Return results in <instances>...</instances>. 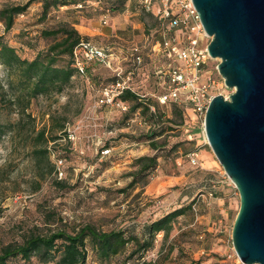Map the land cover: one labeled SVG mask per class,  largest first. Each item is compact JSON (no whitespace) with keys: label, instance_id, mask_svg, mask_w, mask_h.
<instances>
[{"label":"rangeland","instance_id":"rangeland-1","mask_svg":"<svg viewBox=\"0 0 264 264\" xmlns=\"http://www.w3.org/2000/svg\"><path fill=\"white\" fill-rule=\"evenodd\" d=\"M24 1L0 0V8ZM72 10H81L88 19L98 16L86 4ZM39 11L40 4L32 3L24 14L15 17L8 31L0 22V36L21 58L32 59L48 47L52 39L42 38L41 29L55 27L57 17L66 12L50 11L44 22H38ZM142 17L144 25L135 30L137 41H133V47L139 49L144 46L142 35L153 34L156 21L144 10ZM96 37L99 43L107 38ZM153 38L157 40L159 36L154 33ZM208 43L205 39L202 45L206 47ZM115 51L125 54L130 49ZM150 63L148 56L143 57L132 85L162 115V126L172 130L156 138L164 141L165 152L158 153L156 168L145 173H136L135 160L155 154L143 137L150 123L136 122L128 128L122 112L96 105L102 87L114 76L112 71L94 64L88 74L74 77L63 92L39 95L26 103L17 100V76L0 65V249L20 242L31 231L71 232L85 224L101 231L126 230L128 235L142 238L143 224L188 206L187 211L198 217L196 223L188 228L191 218L186 213L172 224L167 237L157 233L151 250L156 259L150 264H242L231 242L238 192L204 141V114L187 109L175 117L173 104L160 105L154 96L162 88L153 74L154 63ZM218 63L217 59L209 62L216 78ZM119 66L126 72L132 68L131 60H121ZM218 92L227 97L233 90L224 86ZM172 119L174 123L169 122ZM62 121L68 122L66 132L71 133V139L52 142L50 135L58 134L57 125ZM41 131L46 143L38 140ZM109 141L110 152L101 154ZM42 147L50 151L49 162L34 153ZM192 150L197 152L200 168L190 165L186 153ZM207 162L210 168L205 171L201 164ZM50 163L55 165V171L50 170ZM203 184H208L209 189ZM201 194L202 206L192 209L191 203ZM216 194L221 195L220 199ZM87 244L85 264H137L134 258L128 259L132 242L110 263L100 262L89 241ZM7 264L36 261L10 260Z\"/></svg>","mask_w":264,"mask_h":264},{"label":"water","instance_id":"water-1","mask_svg":"<svg viewBox=\"0 0 264 264\" xmlns=\"http://www.w3.org/2000/svg\"><path fill=\"white\" fill-rule=\"evenodd\" d=\"M217 73L233 92L215 95L203 130L238 192L231 228L242 264H264V0H191Z\"/></svg>","mask_w":264,"mask_h":264},{"label":"trees","instance_id":"trees-1","mask_svg":"<svg viewBox=\"0 0 264 264\" xmlns=\"http://www.w3.org/2000/svg\"><path fill=\"white\" fill-rule=\"evenodd\" d=\"M78 1L82 6L85 5L86 0H25L22 3L7 4L0 8V22L3 24L4 30L8 31L14 25L15 17L24 14L34 2L40 4L38 22H44L50 11L59 12L61 8L72 6ZM69 17V13L66 11L57 17L58 21L55 27L41 29L40 36L44 39H52V42L46 49L38 51L32 59L21 58L16 49L4 42L0 36V65L17 76L18 101L25 100L28 103L39 95L61 93L74 77L81 76L75 67L74 51L80 43L89 41L77 32ZM94 64L100 63H88L86 74ZM114 79V76L108 79L105 85ZM119 99L127 104V111L122 112L126 122L138 114L145 123H150V130L143 137L148 140L149 146L155 154L140 156L135 160L138 165L136 173L149 172L157 166L158 153L165 152L166 148L164 141L158 142L156 138L161 137L166 130H172V127L162 126L164 124L162 115L158 114L156 110L151 112L150 107L153 105H150L148 99H140L132 91H125ZM183 111V107L173 104V116L180 117ZM159 121L161 122L159 123ZM169 122L174 123L175 121L172 119ZM67 123V121H62L57 125L58 134L50 135L52 142L68 138ZM38 140L47 142L44 131L38 133ZM110 143L111 141L106 144L104 149H101V152L110 149ZM191 152L194 150L188 153ZM34 153L36 156H43L49 162L50 151L47 147L35 149ZM50 166V170L55 171V165L51 164ZM194 204L193 202L190 205L192 209ZM187 208L189 209L188 206L175 209L149 224H145L141 234L142 238L128 235L126 230L101 231L89 224L74 228L71 232L59 229L41 234L31 231L20 242L8 244L0 249V264H7L10 260H23L28 263L33 258H35L36 264H85L88 241L100 262L110 263L113 257L120 254L126 245L132 242L134 246L128 259L134 258L137 264H150L151 262L141 263V259L147 253L152 252L154 236L163 232L164 237H167L172 230V224L174 225L177 218L187 212Z\"/></svg>","mask_w":264,"mask_h":264},{"label":"built area","instance_id":"built-area-1","mask_svg":"<svg viewBox=\"0 0 264 264\" xmlns=\"http://www.w3.org/2000/svg\"><path fill=\"white\" fill-rule=\"evenodd\" d=\"M141 5L146 13L151 14L162 25L158 52L164 57V63L153 70L162 89L154 97L160 105L176 104L184 110L190 109L203 115L212 98L220 94L218 90L224 87V83L222 78L219 75V78H216L210 69L209 62L212 59L206 47L202 45L205 39L210 38L201 26L192 1L141 0ZM74 57L79 75H86V65L90 62L100 63L114 74L115 79L102 87L97 106H109L126 112L127 104L119 99L125 91H132L140 99L146 98V95L136 91L132 85L133 75L143 61L141 49L138 47H133L123 54L122 51H115L110 47H96L89 42H82L75 49ZM124 59L131 60L132 63V68L126 72L119 66L120 61ZM150 110L154 112L155 109L151 106ZM136 122L146 125L136 114L127 122V127L130 128ZM150 127L148 126L149 129ZM70 134L68 133V138L71 139ZM202 134L207 143L204 130ZM109 152L110 149H105L101 154ZM187 158L192 167L200 166L196 151L188 153ZM61 163L59 160V164ZM59 174L62 176L61 172ZM223 174L225 175L224 172ZM155 259V254L149 252L141 259V263L154 262Z\"/></svg>","mask_w":264,"mask_h":264},{"label":"crops","instance_id":"crops-1","mask_svg":"<svg viewBox=\"0 0 264 264\" xmlns=\"http://www.w3.org/2000/svg\"><path fill=\"white\" fill-rule=\"evenodd\" d=\"M85 4L86 6H89V11L97 12L98 16H95L93 19L86 18L82 14L81 10H77L82 8L79 1L72 6L61 8L63 12L64 10H68L71 24L80 35L86 37L87 40L96 47H112V49L115 50H120V48H127L131 50L133 48L136 44L135 42L133 43V41H137L135 38L136 36L134 35L135 30L144 25L141 0H86ZM72 9L77 11H73ZM155 20L156 21H154V27L152 29L154 30L153 34H148L146 36L142 35V38L140 39L144 41L141 53L143 57L148 56L151 61L150 64L152 65V63H154V68L164 63V57L158 52L159 42L161 40L159 34L162 30V25L156 18ZM154 33L155 36H159L157 40L153 38ZM97 35H102L107 38L105 40L103 39L102 43H99V38L96 37ZM151 52L153 54H151ZM209 164L210 163L208 162L204 165L201 164V167L203 166L204 168H202L205 171L209 170ZM203 187H208L209 189L208 184H203ZM208 195L211 194L209 193ZM201 196L203 195L201 194L197 197V199H195L194 207L202 206L201 204L203 199H200ZM220 196L221 195L216 194V198L220 199ZM186 213H188L187 215L191 218V222L188 225L189 228L196 223L198 217H195L194 213L193 216L190 211L185 212L182 216H185ZM144 226L145 224L141 226V232H143ZM133 229V227L132 230L130 229V233L133 232Z\"/></svg>","mask_w":264,"mask_h":264},{"label":"bare ground","instance_id":"bare-ground-1","mask_svg":"<svg viewBox=\"0 0 264 264\" xmlns=\"http://www.w3.org/2000/svg\"><path fill=\"white\" fill-rule=\"evenodd\" d=\"M213 162V161H212ZM214 163V162H213Z\"/></svg>","mask_w":264,"mask_h":264}]
</instances>
